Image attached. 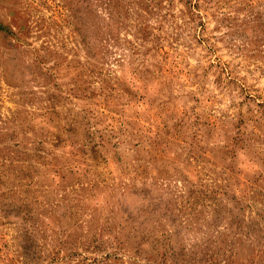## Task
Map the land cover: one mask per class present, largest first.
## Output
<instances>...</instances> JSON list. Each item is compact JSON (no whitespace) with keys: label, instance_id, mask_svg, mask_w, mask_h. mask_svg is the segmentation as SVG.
Segmentation results:
<instances>
[{"label":"rangeland","instance_id":"374dc122","mask_svg":"<svg viewBox=\"0 0 264 264\" xmlns=\"http://www.w3.org/2000/svg\"><path fill=\"white\" fill-rule=\"evenodd\" d=\"M0 264H264V0H0Z\"/></svg>","mask_w":264,"mask_h":264}]
</instances>
